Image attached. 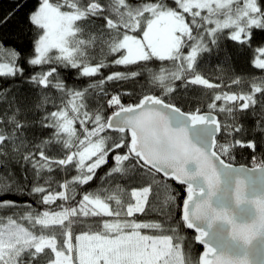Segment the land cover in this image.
I'll return each instance as SVG.
<instances>
[{
	"label": "snow or ice",
	"instance_id": "snow-or-ice-1",
	"mask_svg": "<svg viewBox=\"0 0 264 264\" xmlns=\"http://www.w3.org/2000/svg\"><path fill=\"white\" fill-rule=\"evenodd\" d=\"M13 15L0 80L31 88L0 84V264H264V78L203 74L264 0H36L26 49Z\"/></svg>",
	"mask_w": 264,
	"mask_h": 264
},
{
	"label": "trees",
	"instance_id": "trees-1",
	"mask_svg": "<svg viewBox=\"0 0 264 264\" xmlns=\"http://www.w3.org/2000/svg\"><path fill=\"white\" fill-rule=\"evenodd\" d=\"M36 0H0V17L6 16L9 13H14L11 20L5 25V33L7 37V41L10 47H17L26 49L30 37L27 32H25L22 37L19 32V27H25L26 25L23 23L27 13L32 9L35 5ZM228 30H225L227 32ZM225 44L228 50L233 54V59L230 65H225L224 61V53L223 52H211L204 54L206 58V62L203 64V74L209 78L214 83L230 84L231 80L235 78L236 75H240L243 77L245 81H251L252 77H256L257 79L264 78V73H261L260 70L255 69L251 61L254 58V49L259 46H264V31L256 30L251 48H247L245 46L244 49L238 50L235 42L230 40H225ZM26 69V73H31L34 69L29 68L26 64L22 65ZM111 70H123V69H111ZM109 70V71H111ZM67 80V82L72 85L74 82V74L68 70H61ZM107 74V71L105 72ZM87 80L83 79L80 81H76L77 85L86 84ZM179 83V82H178ZM0 84L4 87H11L13 89H21V90H29L31 88L25 82L17 81L13 83L11 80L3 79L0 80ZM113 91L119 90L115 85H110ZM138 87V86H137ZM248 85H245V90H247ZM123 88L128 90H132L131 85H123ZM232 91H240V87L236 85H232ZM206 99V98H205ZM126 102H130L128 98H126ZM259 114V110L257 112ZM256 117H248L245 121L247 127L251 128L254 126ZM112 161H109V165H111ZM234 164H243L251 166L250 163V154L247 150H238L236 153V159L233 161ZM107 166L104 170H106ZM103 171V170H102ZM102 174V172H101ZM178 190H180L181 186H177ZM15 198V197H13ZM27 199V198H26ZM189 234L191 230H187ZM196 251L199 252L201 246H195Z\"/></svg>",
	"mask_w": 264,
	"mask_h": 264
},
{
	"label": "water",
	"instance_id": "water-1",
	"mask_svg": "<svg viewBox=\"0 0 264 264\" xmlns=\"http://www.w3.org/2000/svg\"><path fill=\"white\" fill-rule=\"evenodd\" d=\"M235 166H237V167H239V166H241V165H243V164H234ZM246 166H248V165H246ZM250 167V166H249Z\"/></svg>",
	"mask_w": 264,
	"mask_h": 264
}]
</instances>
